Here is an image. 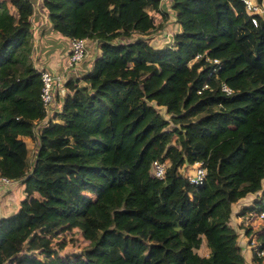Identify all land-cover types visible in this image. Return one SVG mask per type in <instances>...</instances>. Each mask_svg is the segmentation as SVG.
<instances>
[{
    "label": "trees",
    "instance_id": "trees-1",
    "mask_svg": "<svg viewBox=\"0 0 264 264\" xmlns=\"http://www.w3.org/2000/svg\"><path fill=\"white\" fill-rule=\"evenodd\" d=\"M167 4L180 33L154 48L161 0H43L55 33L101 52L47 114L32 3L0 0V178L25 194L0 219V264H245L229 223L249 195L258 206L238 216L264 211V15L254 27L240 0ZM196 162L199 187L182 172Z\"/></svg>",
    "mask_w": 264,
    "mask_h": 264
},
{
    "label": "crops",
    "instance_id": "crops-1",
    "mask_svg": "<svg viewBox=\"0 0 264 264\" xmlns=\"http://www.w3.org/2000/svg\"><path fill=\"white\" fill-rule=\"evenodd\" d=\"M30 2L32 3L33 7V14L30 18V29L33 41L32 60L35 68L40 72L46 71L52 76H68L66 78V81L72 77L79 78L83 73H87L91 69V62L93 59L85 57V59L80 63L81 65L77 69H75L74 71H69V69L67 68V60L70 53V40L68 38L62 37L61 35H58L53 31L45 9L43 8V11L40 10L43 0H30ZM11 12L13 13L14 11L11 10ZM152 37L154 36L150 37L151 40ZM42 44L44 45V48L39 50V47ZM95 45H97V43L92 41L87 42L86 51H93ZM150 46L154 47L152 42H150ZM50 48H53L54 51ZM154 48H164V46L158 45ZM97 51L98 54L96 56H100V50L97 49ZM86 56L88 55L86 54ZM57 104L59 110L61 105L59 104V102ZM25 142L27 144V147H35L33 141L25 139ZM24 196L25 194L21 183L13 182L8 186L0 182V219L7 218L13 215L17 211L20 201L24 198ZM257 199H261L260 194L249 195L245 199H242L238 203L233 205L232 216L229 223V226L234 231V233L235 231L237 232L235 233V235L238 237L237 246L239 250L240 248L243 249L244 247H246L248 248L250 253L251 248L249 246V240L252 235H254L259 230H262L263 226L258 222L257 229L255 231H252V229H245V231H242V226H239L238 222L244 217L241 218L238 216V214L243 208L251 207L253 204H255V207L258 206ZM242 252L243 253L241 256L244 259L245 264H264V261L255 263L253 261V258H250L249 254L244 249Z\"/></svg>",
    "mask_w": 264,
    "mask_h": 264
},
{
    "label": "built area",
    "instance_id": "built-area-1",
    "mask_svg": "<svg viewBox=\"0 0 264 264\" xmlns=\"http://www.w3.org/2000/svg\"><path fill=\"white\" fill-rule=\"evenodd\" d=\"M30 1V0H25ZM166 0H161L164 2ZM168 1V0H167ZM245 6V12L251 20V24L254 27L258 26L257 17L264 15L263 3L258 4L257 0H240ZM86 43L85 39H72L70 40V53L67 60V68L69 71H74L75 67L80 64L86 57ZM198 57H196L197 59ZM216 62V60H215ZM68 76H52L46 71H42L40 74L41 83L43 85L41 91V102L45 112H50V107L53 101V90L54 88H61L66 82ZM205 86L204 88H206ZM221 91L226 95L231 94V90L226 85H221ZM190 170L189 175H186L189 185L199 187L203 184L206 175L203 162H196L194 165L188 168ZM166 163L156 161L152 164V174L155 178L162 180L165 177ZM0 182L4 185L13 183L4 178H0ZM264 204V200H263ZM257 221L261 223L264 229V211L256 215ZM262 229V230H263ZM253 237V236H252ZM249 240V246L251 248L252 258L255 263L264 261V233L261 237L262 242H257L252 239Z\"/></svg>",
    "mask_w": 264,
    "mask_h": 264
},
{
    "label": "rangeland",
    "instance_id": "rangeland-1",
    "mask_svg": "<svg viewBox=\"0 0 264 264\" xmlns=\"http://www.w3.org/2000/svg\"><path fill=\"white\" fill-rule=\"evenodd\" d=\"M162 5H163V7H165L166 8V10H167V12H169V17H168V19L165 21L166 23H165V25H164V28L162 29V30H160V31H158V32H154V33H151V34H153V35H151V36H154V37H152V40L149 38V37H147V39H148V41L149 42H152V44H153V46L154 47H157L158 45H160V46H164V47H166V46H168V45H171L172 44V41H173V36H174V34H176V33H180V28H179V26L178 25H176L174 22H175V17H174V13L170 10V6L167 4V0L166 1H164L163 3H162ZM263 7H264V3H263ZM40 10L41 11H43V7L41 6L40 7ZM160 22H162V20L161 19H159V23ZM150 36V37H151ZM137 37L135 36V34H133L131 37H129L128 39H125V40H123V41H125V42H131L132 40H135ZM150 44V43H149ZM168 44V45H167ZM42 48H44V45L42 44L40 47H39V50H41ZM87 48V47H86ZM51 50H53V48H50ZM97 49H99V47H98V45H95V47H94V50L93 51H86V54L88 55V56H86L87 58H90V59H94V58H96V57H98V56H96L97 54H98V51H97ZM100 50V49H99ZM54 51V50H53ZM91 61V60H90ZM81 64H78L74 69H77L79 66H80ZM157 110H158V112L163 116V117H165L166 119H168L169 117L168 116H166V114H165V112H164V110L163 109H159V108H156ZM34 148H32L31 149V147H30V150H33ZM166 166H167V164H166ZM189 168V166L188 167H184V168H182V172H183V169L185 170V169H187V173H186V175H189V173H190V170L188 169ZM262 187L264 188V180H263V182H262ZM252 206H255V204H253ZM256 215H257V213L256 212H252V213H250L249 215L248 214H246L245 216H244V218L243 219H241V220H239V222H238V225L240 226H242V231H245V229H252V231H255L256 229H257V224H258V221H257V217H256ZM235 233H237L236 231H235ZM76 236L77 235H79V233H76L75 234ZM237 237V236H236ZM237 239H238V237L236 238V244H237ZM71 238L69 239V238H67V242H68V247L69 248H71V252L73 251V252H75V253H77L78 255L79 254H81L83 251V245H80V246H78V245H76V244H73V243H71ZM248 254H249V256H250V258L252 257L251 256V253H250V251L248 250V248H246V247H244L243 248ZM243 249L242 248H240V254L242 255V251H243ZM54 251H56L57 249L56 248H54L53 249ZM75 250V251H74ZM198 254L199 255H201V256H206L207 255V250L206 249H204V247H202V249H200L199 251H198Z\"/></svg>",
    "mask_w": 264,
    "mask_h": 264
}]
</instances>
